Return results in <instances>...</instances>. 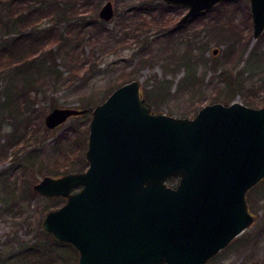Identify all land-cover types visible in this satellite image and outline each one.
Wrapping results in <instances>:
<instances>
[{
    "label": "rangeland",
    "instance_id": "obj_1",
    "mask_svg": "<svg viewBox=\"0 0 264 264\" xmlns=\"http://www.w3.org/2000/svg\"><path fill=\"white\" fill-rule=\"evenodd\" d=\"M104 1L96 0L87 15L100 17ZM111 1L114 12L103 18L109 35L85 37L69 51L73 39L53 42L36 50L28 64H0V264L76 263L78 249L48 237L41 222L45 211L64 196L39 193L33 182L57 168L65 172L86 167L78 156L85 157L90 109L50 127L44 114L53 105L92 107L125 79L128 70L139 78L140 93L154 110L190 116L214 100L264 104V29L253 36L249 0L221 4L222 13L232 15L236 25H226L225 33L214 10L200 11L177 24L185 10L181 4ZM143 2L158 6L153 11L140 9L141 14L149 17L154 12L158 19L140 27L139 33L125 29L120 35L119 17ZM49 21L43 16L36 25ZM175 26L179 30L173 36L168 30ZM15 27L8 33L0 27V42L14 34ZM234 36L240 42L227 55V41ZM21 91L27 100L17 106ZM246 200L253 220L205 264H264V175L246 189ZM34 243L36 247L29 248Z\"/></svg>",
    "mask_w": 264,
    "mask_h": 264
},
{
    "label": "water",
    "instance_id": "obj_2",
    "mask_svg": "<svg viewBox=\"0 0 264 264\" xmlns=\"http://www.w3.org/2000/svg\"><path fill=\"white\" fill-rule=\"evenodd\" d=\"M165 1L185 6L180 24L219 0ZM249 9L255 37L264 0H249ZM113 12L111 0L98 10ZM86 109L53 105L44 122ZM84 154V169L33 182L39 193L64 196L41 222L78 249L75 264H205L253 220L246 189L264 175V104L214 100L176 115L152 109L132 77L90 108Z\"/></svg>",
    "mask_w": 264,
    "mask_h": 264
},
{
    "label": "trees",
    "instance_id": "obj_3",
    "mask_svg": "<svg viewBox=\"0 0 264 264\" xmlns=\"http://www.w3.org/2000/svg\"><path fill=\"white\" fill-rule=\"evenodd\" d=\"M232 1L233 0H219L211 7L201 10V13L202 11L214 10L216 21L220 23V29L225 33L226 25H233L232 15L223 14L222 12L225 8L220 6L221 4ZM94 3H96V0H0V27L6 29L7 33L13 30L14 26L18 27L15 29L14 34H8V36L4 37L0 42V64L9 65L19 61H23V64H28V60L36 57V50L43 49L45 45L52 44L53 42L59 41L60 43L65 39H73V45L66 48L69 51L75 49V44H78L81 40L84 41L85 37L94 36L100 38L103 35H109L110 30L105 27V20L103 18L87 15L88 12L86 9ZM148 5H150L148 2L135 4L131 13L119 17L122 23L120 35L125 29H131L135 34L139 33L141 32V30L138 31L140 27H144L146 24L148 25L150 21L156 18L158 19L159 15L156 17V13L154 12L149 17L147 14H141L142 9L153 11L152 8L158 6L151 5L149 7ZM160 9L162 10L163 8L160 7ZM160 9L158 8V10ZM246 12L249 14L248 9ZM162 13L164 14V10H162ZM43 16L50 17V21L41 26H37L36 24ZM233 26L236 25L234 24ZM175 30H179L177 26L169 28L168 33H172L174 36V33H178V31ZM242 30L243 28L240 30V33H242ZM180 33L181 32H179V34ZM233 38H235V36ZM237 40L238 39L235 38L230 42L227 41L228 46L225 51L227 55L236 51ZM238 42H240V40H238ZM124 73V80L134 76L129 70ZM227 77L228 76H225V79H227ZM20 96L22 99L17 100V106H20L19 104L22 102L25 104L27 100L25 92L21 91ZM247 102L251 103L249 100H247ZM90 108L91 107H88L87 109ZM83 136H81V141L83 140L84 142L85 135ZM78 157L80 158H78V162L81 163L82 166L87 164V159H85L84 156L79 155ZM79 169H82V167H79L78 170ZM62 172L63 171L59 168L54 170V174H60ZM175 179V175H170L168 177L169 182ZM45 233L48 237H53L51 233L47 231H45ZM62 243L69 244L76 250V247L71 242L64 241ZM33 247H36L35 243L29 246V248Z\"/></svg>",
    "mask_w": 264,
    "mask_h": 264
},
{
    "label": "flooded vegetation",
    "instance_id": "obj_4",
    "mask_svg": "<svg viewBox=\"0 0 264 264\" xmlns=\"http://www.w3.org/2000/svg\"><path fill=\"white\" fill-rule=\"evenodd\" d=\"M263 29H264V27H263ZM139 89H140V88H139ZM87 163H88V161H87ZM86 165H87V164H86ZM173 175H175L176 179H175L174 183H172V184H175L176 181H177V179H178V175H176V174H173ZM247 206H248V205H247ZM233 237H234V236H233ZM233 237H232V238H233ZM232 238H231V239H232ZM231 239H230V240H231ZM230 240H229V241H230ZM229 241H228V242H229ZM228 242H227V243H228ZM227 243H226V244H227ZM222 247H223V246H222Z\"/></svg>",
    "mask_w": 264,
    "mask_h": 264
}]
</instances>
